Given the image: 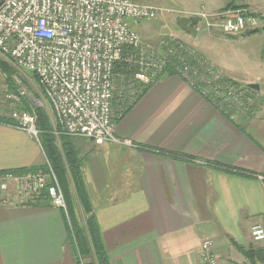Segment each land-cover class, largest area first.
Returning <instances> with one entry per match:
<instances>
[{
  "label": "crops",
  "instance_id": "1",
  "mask_svg": "<svg viewBox=\"0 0 264 264\" xmlns=\"http://www.w3.org/2000/svg\"><path fill=\"white\" fill-rule=\"evenodd\" d=\"M231 1L176 0V7L191 15L202 7L214 13ZM246 7L262 27L264 0ZM260 33L264 29L239 37ZM175 34L198 46L225 77L261 84L249 94L254 102L211 99L167 72L124 113L113 96L116 135L133 144L97 145L75 137L86 188L110 264H201L200 243L206 237L213 239L223 264H244L236 244L262 245L253 242L250 229L264 224V57L251 61L248 56L262 48L247 57L238 54L243 61L230 65L212 46L236 38L200 22L194 37L181 30ZM44 162L34 138L0 123L1 171ZM13 191L12 185L0 187V264H78L67 213L53 206L11 205L6 198Z\"/></svg>",
  "mask_w": 264,
  "mask_h": 264
},
{
  "label": "built area",
  "instance_id": "2",
  "mask_svg": "<svg viewBox=\"0 0 264 264\" xmlns=\"http://www.w3.org/2000/svg\"><path fill=\"white\" fill-rule=\"evenodd\" d=\"M251 1L239 0L236 8L214 13L202 7L195 15L205 29L236 36L260 27L259 17L246 7ZM159 10L137 0H0V61L36 74L42 97L36 100L31 96L16 74L9 84L4 82L7 74L0 69V117L10 119V125L26 131L39 144L35 107H42L46 100L55 119L56 135L87 138L97 145L112 142L131 146V139L116 135L113 67L124 48L141 44L130 21L156 18ZM208 17L213 21L208 22ZM174 39L170 36L167 40ZM167 40L160 43L165 45ZM172 46L167 47V53H175ZM186 51L188 56L193 52L188 47ZM162 63L147 59L144 68L132 74L128 87L134 81L150 83ZM180 70L183 79L191 81L199 75L218 88L220 71L209 60H198L194 67L186 63ZM2 185L5 190L9 185L14 188L6 198L11 205L27 204L45 191L51 206L66 213L62 189L49 166L23 173L3 171ZM250 236L264 246V224L253 225ZM213 244L211 237L201 241V264H223Z\"/></svg>",
  "mask_w": 264,
  "mask_h": 264
},
{
  "label": "trees",
  "instance_id": "3",
  "mask_svg": "<svg viewBox=\"0 0 264 264\" xmlns=\"http://www.w3.org/2000/svg\"><path fill=\"white\" fill-rule=\"evenodd\" d=\"M237 5L233 2L227 3L221 10L234 9ZM250 33V30L243 32ZM176 50L175 53H167V47L171 46ZM193 51L190 56L187 55V49ZM150 61H162L160 72L155 73V78H152L150 83L144 84L139 81H134V86L128 87V81L135 71L144 68V63ZM198 60L208 59L187 42L175 38L173 41L167 40L166 44H161L160 41L152 47H145L141 44L137 48L126 47L122 50L121 57L115 61L113 72L115 75V95L114 98L118 100V105L123 107L122 98L131 100L128 106L120 109L123 113L133 105L135 101L150 87L152 82L162 73H176L179 77L181 70L186 63L193 67L197 66ZM0 69L7 74L4 82L10 83L11 76L17 71L12 66L0 61ZM32 78L38 82L37 76L31 73ZM182 78V77H181ZM191 78V77H190ZM207 79V78H206ZM222 74H219L217 80V89L212 88L211 82H206L200 79V76H194L190 81L195 88L201 90L206 96H210L215 100H230L225 94L230 93V81ZM208 80V79H207ZM137 88V92L134 91ZM132 91V94L130 91ZM218 93H224L223 96H217ZM238 93L248 95L255 93V90L245 85ZM135 94V95H134ZM231 94V93H230ZM215 95V96H213ZM37 115L36 127L38 129V141L45 157V162L39 166H32L19 169H9L16 173H23L29 170L38 168L48 169V166L55 174L60 187L63 192L66 213L68 236L74 247L76 260L80 264V258H83V264H110L109 257L103 244L101 231L98 226L95 210L90 199V195L86 188L82 173V157L75 144V137L58 133L55 134V127L52 125L50 117L46 110L39 106L35 107ZM0 123L12 124L11 120L6 117H0ZM8 170H0V173ZM27 204L40 205L50 207L51 203L45 191L38 198L29 201ZM62 211V210H61ZM63 212V211H62ZM64 213V212H63ZM237 248L245 257L244 264H264V246L263 245H249L240 246L236 244Z\"/></svg>",
  "mask_w": 264,
  "mask_h": 264
},
{
  "label": "rangeland",
  "instance_id": "4",
  "mask_svg": "<svg viewBox=\"0 0 264 264\" xmlns=\"http://www.w3.org/2000/svg\"><path fill=\"white\" fill-rule=\"evenodd\" d=\"M137 1L160 7V10L158 11L156 18L130 21L131 27L139 34L141 45L145 47H152L153 45L157 44V42L159 41L161 42L162 40L169 39L170 36L177 38L175 33H179V30L181 29L177 27L176 22H175L176 19L181 16L191 15V14H188V12L184 11L183 8L176 7V5L179 6L176 0H137ZM238 1L239 0H232L231 2L236 4L238 3ZM204 4L205 6L208 5L206 2H204ZM221 11H224V10H221L220 8V12ZM192 15H195V14H192ZM207 21L212 22L213 21L212 17H208ZM263 29L264 28L262 27L260 28L261 31ZM248 34H243V35H238V36H231V35L224 34L225 36H228L230 38H236V39H228L227 41H219L217 42V44H214L212 48L214 49V52L219 51L220 53H222V55L226 56L227 64H230V65L240 64L241 61L243 60L242 58H238V54L241 55L242 53L245 54V52H247V54H245V57H247L248 51H251V50L255 51V48L257 49L262 48V49L260 50V53H256L257 55L255 54L248 55L251 61H255L257 57H264V33H260L259 35H257V37H252L250 39H248L247 37H245L246 39H241L239 37V36H244ZM189 45L192 46L195 50H197L199 54H201L202 56L208 59V56L202 53L199 50L198 46L191 45V44ZM211 45L212 44H210L209 47ZM218 70L220 71V74H222L221 70L220 69ZM15 74L17 75L18 78L22 80V82L26 84L31 96L33 95L36 100L42 98L40 94V86L38 85L37 81H35L32 78L31 72L25 71L23 69H18L15 72ZM227 80L230 81L229 91L231 94L227 93L225 94L226 96L231 98V100H236L237 103L242 102V100L240 101V98H244L248 102H252V103L254 102V100L253 101L251 100L252 97L249 94L246 96V95H242L241 93H238L239 90H241L246 84L240 82L237 79L233 80V79L228 78ZM0 82H3L2 78H0ZM134 91L137 92V88L134 87ZM114 95H115V92H114ZM223 95L224 93L217 94V96H223ZM36 100L34 101L37 102ZM130 102L131 100L124 101L123 103L124 107H126V105L128 106ZM240 105L243 106L242 103ZM42 107L48 113L52 124H55V119L51 112V107L46 100H43Z\"/></svg>",
  "mask_w": 264,
  "mask_h": 264
},
{
  "label": "water",
  "instance_id": "5",
  "mask_svg": "<svg viewBox=\"0 0 264 264\" xmlns=\"http://www.w3.org/2000/svg\"><path fill=\"white\" fill-rule=\"evenodd\" d=\"M253 16L257 17L255 12H252ZM200 18L197 15L181 16L176 19V25L179 29L186 32L189 36L194 37L197 33V24L199 23ZM261 27H256L250 30L251 33L258 32ZM264 28V25L262 26ZM247 86L251 89L258 90L260 85L258 83H248Z\"/></svg>",
  "mask_w": 264,
  "mask_h": 264
}]
</instances>
